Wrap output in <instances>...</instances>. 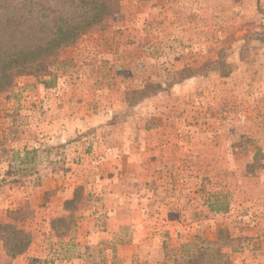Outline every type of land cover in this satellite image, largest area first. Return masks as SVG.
<instances>
[{
	"label": "rangeland",
	"instance_id": "obj_1",
	"mask_svg": "<svg viewBox=\"0 0 264 264\" xmlns=\"http://www.w3.org/2000/svg\"><path fill=\"white\" fill-rule=\"evenodd\" d=\"M40 1L46 40L76 7ZM62 55L54 87L0 94V161L37 152L0 188L32 249L0 264H200L220 230L230 264H264V0H123Z\"/></svg>",
	"mask_w": 264,
	"mask_h": 264
},
{
	"label": "trees",
	"instance_id": "obj_2",
	"mask_svg": "<svg viewBox=\"0 0 264 264\" xmlns=\"http://www.w3.org/2000/svg\"><path fill=\"white\" fill-rule=\"evenodd\" d=\"M68 1L76 7L74 15L69 20L61 19L62 23L48 27L50 37L45 40L38 36L45 27L40 0H0V94L15 87L17 76H34L42 80L46 88L54 87L58 74L72 64L63 57L62 50L75 45L92 28L118 14L123 0ZM36 156L35 150L23 153L13 150L12 155L6 157L8 170L1 184L11 177L16 181L26 177ZM224 199V193H212L206 204L212 213L224 215L229 209ZM58 223L65 225V221L53 220V225ZM219 235V241L200 248V264H230L225 244L237 243L240 239L228 238L224 230H220ZM0 242L7 256L14 259L27 253L32 245V236L17 226L0 222ZM186 248L187 245L182 247L183 254L175 264H195L187 258L190 250ZM238 250L235 247L232 252Z\"/></svg>",
	"mask_w": 264,
	"mask_h": 264
},
{
	"label": "crops",
	"instance_id": "obj_3",
	"mask_svg": "<svg viewBox=\"0 0 264 264\" xmlns=\"http://www.w3.org/2000/svg\"><path fill=\"white\" fill-rule=\"evenodd\" d=\"M7 170H8V165L5 164L3 161H0V188L5 187V185H7V187H8V185H10L8 181L7 182L5 181L4 183L1 184V179L4 177V175L7 172ZM24 184L26 185L27 183H24ZM10 198H12V197H9V200H6L5 202H3V201L0 202V210H3L4 208H6V209L11 208L12 209V207H13V205H12L13 204V201H10ZM0 200H1V196H0ZM30 249H32V246H31ZM25 256H27V255L26 254L23 255V256H21V258H23Z\"/></svg>",
	"mask_w": 264,
	"mask_h": 264
}]
</instances>
